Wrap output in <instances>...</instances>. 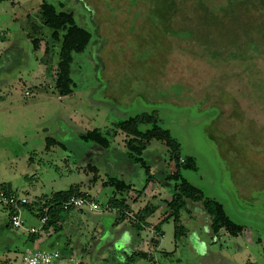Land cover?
I'll use <instances>...</instances> for the list:
<instances>
[{"label": "rangeland", "instance_id": "1", "mask_svg": "<svg viewBox=\"0 0 264 264\" xmlns=\"http://www.w3.org/2000/svg\"><path fill=\"white\" fill-rule=\"evenodd\" d=\"M47 1L73 12L92 37L84 51L73 53L76 86L61 96L56 88L59 50L41 22L42 0H0V35L5 37L0 39L1 264H21L25 240L14 235L41 225L25 206L23 227H15L2 196L14 194L33 203L71 186L100 209L64 212L60 230L42 231L29 248L60 250L66 257L62 262L84 253V264H144L134 249L150 252L147 264H264V56L211 59L191 51L202 46L191 41V29L211 30L228 44L263 43L261 0ZM232 8L243 19L229 29L231 15H226ZM154 112L158 125L175 140L179 158L190 161L178 167L181 180L222 203L232 220L245 226L244 234L222 230L215 236L203 205L190 201L179 214L187 234L175 240L167 202L180 181L166 179L177 167L170 148L151 140L140 156L132 154L128 138L116 127ZM94 128L108 132V148L79 137ZM110 178L132 189L116 194L113 185L103 184ZM139 193L141 206L150 202L159 211L153 220L137 209L138 216L129 218L153 223L164 216L168 221L156 225L166 232L159 251L146 240L153 236L150 231L130 227L123 232L119 209L109 208L114 196L134 208ZM115 226L118 232L112 231ZM248 234L261 241H249Z\"/></svg>", "mask_w": 264, "mask_h": 264}, {"label": "trees", "instance_id": "2", "mask_svg": "<svg viewBox=\"0 0 264 264\" xmlns=\"http://www.w3.org/2000/svg\"><path fill=\"white\" fill-rule=\"evenodd\" d=\"M211 4H213V1H211ZM259 4L260 6L258 9L262 8L260 10L261 15H258L260 18L261 16H264V6H261V4L264 5V0H261ZM234 9H230L229 13L226 15H231V18L227 20L228 23H230L227 27L229 29H234L236 27V22L239 17L243 19V15L240 16V14H236V9L235 11ZM179 16L181 17V15ZM40 17L42 24L51 30L52 45L58 46L59 50L58 53L60 59L57 63L58 71L56 73L57 91L61 96H67L74 91V87L76 86L71 77L73 53L82 52L87 48L91 41V32L77 24L73 12L58 10L54 4L48 2L47 0H43L40 5ZM260 20L261 21L258 22V24H263L264 17L260 18ZM238 23H242V20H239ZM210 25H212V23H210ZM214 34L215 33L211 30H209V34H207V32L205 33L203 30L201 32L191 29V41L197 39L202 45L197 47L191 46V51L195 54L196 49L197 53L195 55L200 54L204 57H210L211 59H256L264 56V42H258L254 45H234L220 41L214 36ZM145 124H149L151 127L142 129V126ZM116 127L117 129H120L122 133L126 134V137L128 138L126 148L131 151L132 154L140 156L147 148V145L151 140L163 141L167 147L170 148L169 158L177 167L175 172L169 174L166 179L180 181L175 185V192L172 199L167 202L171 211L170 217L174 218L176 241L179 240L180 236L187 234V229L180 223L179 214L190 201L194 203H201L203 205L204 210L211 217V229L215 236H218L222 230L227 231V233L232 236H238L245 230V226L232 220V218L227 214L222 203L218 202L214 198L205 196L202 190L189 184L185 180H181L178 167L179 165L190 166V161L179 158L177 154L178 146L175 140L169 130L163 129L160 125H158L155 112L153 114L143 113L139 116L132 117L120 122ZM117 132L118 131H116V133ZM107 134L108 132L103 133L100 129L94 128L80 133L79 137L84 141L94 142L101 147L108 148L111 145V141ZM137 160L145 164L143 158L140 157L137 158ZM108 182L115 187L114 193L116 194L122 195L124 192L132 189V185L122 179L110 178ZM2 187L4 188L5 184H2ZM72 196L90 198V196L81 191L78 186H71L68 190L54 192L49 197L37 200L33 203L25 204L23 207L29 206L30 210L33 211L39 218H42L45 214H47L48 220L44 224L42 231L47 232L50 229L58 231L62 226L61 221L63 213L74 209L63 208V203ZM109 208H117L124 212V214L130 210V206L127 204L125 198L117 199L115 196L110 199ZM11 213L13 215L15 214V210L12 208ZM162 235L163 234L161 232L155 235V238L153 239L155 248L159 246L160 236ZM135 255L146 258L150 257L149 253L146 252H139Z\"/></svg>", "mask_w": 264, "mask_h": 264}, {"label": "crops", "instance_id": "3", "mask_svg": "<svg viewBox=\"0 0 264 264\" xmlns=\"http://www.w3.org/2000/svg\"><path fill=\"white\" fill-rule=\"evenodd\" d=\"M43 1V0H42ZM42 3V2H41ZM41 5V4H40ZM3 38H5L4 36H1L0 35V39L2 40ZM3 52H1L0 51V58L3 56ZM9 59H10V57H9ZM125 136H126V134H125ZM127 138V137H126ZM91 166V165H90ZM91 167H93L96 171L98 170L95 166H91ZM109 182H103V184L104 185H107ZM153 189H154V186L152 185L150 188H147V190L146 191H148L147 193H149V194H151V192L153 191ZM160 191H161V188H159V194L161 195V193H160ZM148 195V194H147ZM143 196V194H138L137 195V198H135V203H134V208H132V207H130V210L128 211V212H125V214H124V212H122L121 210H118V211H120V218H121V220H120V218L118 219V220H120V221H123V223H122V226H124L123 228H122V226H121V228L123 229V232H128L130 229V227H131V229H134V230H136V231H138V230H147L148 232L150 231V233L151 234H153V236H151V238H147L146 240H147V242H149V244H151V246L154 248V249H156V250H161L162 248H163V246H164V239H165V236H166V232L164 231V230H162L161 229V226H156V225H158L159 223H167L168 221L167 220H165L164 219V216L162 217V216H160V217H158V219L157 220H154V222L152 223V222H150V220L152 219H154L155 217V215H156V213H157V211H159V210H157L156 208H158L159 206H151V204H150V202L146 205V206H141V202H140V200H141V197ZM154 197H156V196H154ZM168 201V200H167ZM140 203V204H139ZM135 209H137V211L138 212H143V213H148V215L150 214V216H152L153 218H151V219H149V220H145L146 218H142L141 216H139V218L138 219H131V218H129L130 216H133V217H135L136 215L138 216V214H137V211H135ZM169 213H171V212H169ZM169 213L168 214H165V215H169ZM124 214V215H123ZM129 222H128V221ZM120 223V222H119ZM117 224V223H116ZM163 225V224H162ZM41 226V225H40ZM39 226V227H40ZM33 227V226H32ZM112 231H119V228L118 227H112ZM51 231L49 230V231H47V232H45L46 233V235H48L47 233H50ZM140 232V231H139ZM162 233L163 235L162 236H160V244H159V246L157 247V248H155L154 247V242H153V239L155 238V235L157 234V233ZM244 233H245V231H243ZM242 232V233H243ZM241 233V234H242ZM243 233V234H244ZM41 235L43 236V234H41V232L40 233H36L35 235H33L32 233H27V234H24V235H18V234H16V235H14V237L15 238H20L19 240H21L22 238H21V236H23L24 237V240H25V246H24V250H22L21 251V258H22V255H23V253L27 250V249H31V248H29V242H34V243H36V241H37V239H38V237H41ZM134 235V234H133ZM138 235H140V233H138ZM248 236V239H249V241H251V242H253V243H255L254 241H256V242H260L261 241V239L260 238H251V235H247ZM174 238H175V233H174ZM145 242V241H144ZM33 243V244H34ZM128 248H130V247H128V246H124L123 248H122V250H126V252L128 251V250H130L131 252H133V249H128ZM10 252V251H9ZM62 252V251H61ZM136 252H146V253H150V252H148L147 250H145V251H142V250H139V249H134V253H136ZM170 252H165L164 254H166V255H168ZM172 253V252H171ZM170 253V254H171ZM11 254V253H10ZM9 254V255H10ZM63 254V253H62ZM9 255H6V257H7V259H9L10 258V256ZM84 255V253L82 254L81 253V259H82V261H83V256ZM63 257H64V255H63ZM142 258H144L145 259V263L144 264H147V262H146V260H147V258L146 257H142ZM10 259H12V258H10ZM0 264H1V262H0ZM4 264H9V262H6V263H4ZM83 264H84V261H83Z\"/></svg>", "mask_w": 264, "mask_h": 264}, {"label": "built area", "instance_id": "4", "mask_svg": "<svg viewBox=\"0 0 264 264\" xmlns=\"http://www.w3.org/2000/svg\"><path fill=\"white\" fill-rule=\"evenodd\" d=\"M28 94V93H27ZM1 202L7 204L10 208L15 210V214L12 216V222L15 227H23L22 219L20 213L25 204L29 203V199L20 198L16 195H3ZM89 207L91 210H99L100 207L96 201L91 198L72 196L67 201L63 203L64 209L70 208H79ZM47 212V211H46ZM48 216L45 214L40 218L41 226L40 227H31L28 231L32 234L40 233L43 230L44 224L47 222ZM66 257H63V254L60 250H33L27 249L21 259V264H61V262ZM62 264H83L81 257L73 256L66 259Z\"/></svg>", "mask_w": 264, "mask_h": 264}]
</instances>
